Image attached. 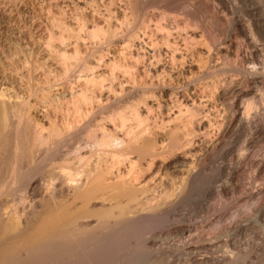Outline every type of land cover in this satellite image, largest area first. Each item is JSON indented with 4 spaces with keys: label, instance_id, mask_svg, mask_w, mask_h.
Segmentation results:
<instances>
[{
    "label": "bare ground",
    "instance_id": "6f19581e",
    "mask_svg": "<svg viewBox=\"0 0 264 264\" xmlns=\"http://www.w3.org/2000/svg\"><path fill=\"white\" fill-rule=\"evenodd\" d=\"M54 1L55 6H75V22L59 20L56 26L63 40L76 39L70 56L85 73L79 76L82 82L78 89L71 87L70 92H63L62 103L61 97L58 99L62 118L52 122L53 126L50 122L49 131L28 112L27 102L20 103L24 114L15 120L16 106L0 94V191L5 186L1 180L8 156L12 155L9 164L15 168L22 155L45 149L42 166L54 163L60 169L54 177L46 175L48 180L43 182L16 168V188L28 180L24 190L27 196L19 198L23 221L17 214L15 217V211V216L5 217L0 210V264H93L103 255L105 245L114 240L112 231L124 219L114 224L100 221L90 227L83 220V212L68 213L66 200L81 199L87 207L92 199L99 200L100 190L113 188L133 194L146 189L143 183L149 175L143 162L151 167L156 157L169 154L189 166L175 199L190 197L199 190L200 172L222 153L228 137L237 142L245 136L247 149L264 137V119L259 121L264 110V0H251L245 6L238 4L244 0ZM130 6L139 11L133 29L126 28L131 24L127 23ZM151 6L173 11L184 6L186 20L183 25L167 23L163 16L155 20L148 14ZM86 41L99 45L98 55L90 58L87 49L84 54L81 43L84 46ZM111 45L118 54L104 47ZM67 52L61 54L69 61ZM231 54L236 55L233 63L227 59ZM220 58L227 61L220 62ZM102 66L107 68V76L97 73ZM229 67L234 75L226 72ZM178 131L183 133L181 137L176 135ZM242 164L239 160L234 166L220 167L222 174L228 172V182L218 190L227 193L237 189L236 177ZM253 164L260 174L264 173V158ZM10 186L12 190L14 185ZM217 189H202L203 196L210 198ZM38 195L43 208L40 202L37 204ZM166 195L172 197L175 192ZM167 199L149 210L173 207L175 201ZM50 200H55V207H50ZM263 213L259 209L257 216ZM40 218H47L49 225L32 229ZM247 225H237L233 239L252 224L249 228ZM177 250L190 255L192 264L210 261L198 255L196 245ZM238 260L239 256H231L229 264ZM113 264L143 263L130 253Z\"/></svg>",
    "mask_w": 264,
    "mask_h": 264
},
{
    "label": "rangeland",
    "instance_id": "374dc122",
    "mask_svg": "<svg viewBox=\"0 0 264 264\" xmlns=\"http://www.w3.org/2000/svg\"><path fill=\"white\" fill-rule=\"evenodd\" d=\"M254 1L260 0H252V2ZM252 2L244 0L238 4L245 6ZM56 3L53 0H0V94L5 95L2 98L7 100L10 105L13 103L16 106L15 120H20L24 114V106H21L20 103L27 102L28 110H30L28 112L35 120L43 122L46 131H49L48 129L53 126L55 121H58V118H62L63 111L60 109L58 99L61 97L59 102L62 103L65 101L63 95L70 92L71 87L78 89L82 82V78L80 79L79 76L84 77L85 73L78 65L77 60H73V57L70 56L76 39L63 40V33L58 25L56 26L57 21L60 22L59 20L75 22L77 16V12L74 10L75 6H55ZM135 9L136 6H130V10L127 11L130 13L127 14L129 21H126L131 24H127L129 26L126 28L133 29L137 23L139 11L138 7ZM147 9L149 16L155 20L163 16L167 23L180 25H183L186 20L184 6L183 8L178 6L175 11L165 6H151ZM174 34L176 36L177 32L175 31ZM64 36L66 37V34ZM81 46L85 55L87 52L91 53L90 58L95 54L98 55V50H100L99 45L92 41H86L84 46L81 43ZM104 47L106 50L109 48L112 54H118L114 45ZM63 50L69 51L67 52L69 61H67L68 58L62 56ZM231 55L227 59L233 63L236 55ZM223 59L225 58H220V62L227 61ZM107 72L105 66L97 69L98 74L107 76ZM226 72L228 75L235 74L232 67L227 68ZM63 92L65 93L63 94ZM262 111L264 112V110ZM262 111L259 121L264 119ZM176 135L181 137L183 133L178 131ZM244 138L245 136L237 142H233L230 137L226 139L225 151L223 149L222 153L219 152V155L217 154L213 160L208 162L200 172L197 179L199 190L192 193L194 196L175 199L177 189L179 190V186L184 183L183 180L187 176L189 166L182 165L175 154H169L168 157H156L151 167L146 164V161L143 162L144 170L149 175L145 184L143 183V188L146 189L136 190L134 195L129 191L107 188V191L105 189V191H98L99 200L98 198L92 199L87 207L81 199H77L74 201L75 203L72 200L70 203L68 200H64L68 213L79 215L83 212L85 215L83 220L90 223V227H94L100 221L114 224L121 217L124 219V222L112 231L114 240L105 245L103 255L93 264H113L123 260L130 253L142 260L143 264H192L189 260L190 255L177 250L178 248L184 249L189 244L196 245L199 256L209 258L210 261L204 264H229L231 256H239L237 264H264V215L257 216L259 209L264 210V173L260 174L258 168L253 164V162L264 158V137L251 149L244 146ZM37 151L25 155L26 157L22 155L23 157L19 159L18 166L16 165L15 168H11V164H9L13 160L12 155L8 153L12 159L10 156L7 157L8 154L5 155L9 162L3 167L1 185L3 183V186L6 187L4 186L0 191L3 192L0 193V210L4 212L5 217L7 214L11 217L15 211L14 214L18 215L21 222L23 221L22 211L18 210L23 206V204H19V198L26 195L24 190L28 180L26 183L19 184L17 189L15 182L13 184L17 173L16 168H20L23 174L26 172V176L38 177L43 182L48 180V175L54 177L60 171L57 164L54 163L43 167L45 151ZM47 158L49 159L50 156L47 155ZM239 160L241 164L243 163V167L237 173L236 192L234 190L227 193L221 192L217 188L228 182V172L222 174L219 170L220 167L222 165L234 166ZM10 182L14 185L12 190H10ZM210 186L216 187L217 190L210 198H206L203 196V191ZM166 190L169 191L167 192L169 195H174V192L175 195L168 197ZM197 191L198 193H196ZM37 194L40 193L37 192ZM164 197L168 198V202L175 201V205L171 208L163 205L155 211L149 210L152 205L164 200ZM41 198L38 195L36 199L38 200L37 204L40 202L39 205L42 206ZM54 201L48 202L52 208L55 207ZM90 203H93V207ZM41 206L39 207L43 208ZM16 210L21 213L20 216ZM69 217L71 218L70 215ZM46 219L40 218L39 224L32 229L40 230L41 226H48L49 221ZM44 222L48 224L46 225ZM246 224H249L248 228L252 225L245 232L239 234L236 239H233L235 227ZM184 227L187 229L184 230ZM140 255L142 256L139 257Z\"/></svg>",
    "mask_w": 264,
    "mask_h": 264
}]
</instances>
